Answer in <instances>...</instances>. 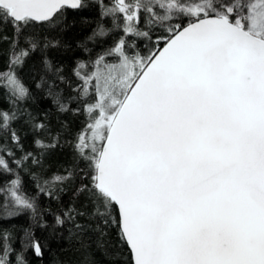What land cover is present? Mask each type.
Returning <instances> with one entry per match:
<instances>
[{
	"label": "snow or ice",
	"instance_id": "obj_1",
	"mask_svg": "<svg viewBox=\"0 0 264 264\" xmlns=\"http://www.w3.org/2000/svg\"><path fill=\"white\" fill-rule=\"evenodd\" d=\"M91 6L81 55L52 59L71 45L38 26ZM4 45L0 136L21 156L0 143V264L61 240L78 264L125 246L132 264H264V0H0ZM67 116L83 118L70 138ZM64 145L71 163L42 175Z\"/></svg>",
	"mask_w": 264,
	"mask_h": 264
},
{
	"label": "trees",
	"instance_id": "obj_2",
	"mask_svg": "<svg viewBox=\"0 0 264 264\" xmlns=\"http://www.w3.org/2000/svg\"><path fill=\"white\" fill-rule=\"evenodd\" d=\"M108 2V0H106ZM98 16V10L95 6H91L83 11H71L67 12V21L72 22L74 21V26L71 27L68 31L61 33L59 29L60 21H57L54 24L50 25H41L38 26L41 31L48 33L51 37L59 36L63 43L71 45L70 48L67 50L65 49H58L53 50L49 53L52 59L62 62L67 67H71L72 60L74 57L80 56L81 52L76 47L77 42L85 41L86 38L92 32V29L95 27V19ZM6 49L7 45L3 46V50H0V66L6 62ZM0 107L5 109L9 108L8 103L0 102ZM43 107V106H42ZM33 110H39L37 106L33 105ZM52 130L56 132L60 129V124L57 122V118L55 113H52ZM70 122V132L66 135L70 138L74 135L78 129L82 127L83 118L82 117H62ZM16 131L21 134L24 148L26 150H34L33 149V135L28 130L27 126L22 123H17L14 125ZM65 139V135H61V141L63 142ZM0 143H4L9 148H12L15 151V156L19 158L21 153L16 151L14 145H12L10 138L7 135L0 136ZM71 153L70 149L67 145H64L62 148L57 149L56 151L52 152L46 159V167L44 168L42 175H50L52 173H62L63 166L66 164L71 163ZM24 179L26 181V186L29 191L33 190L32 188V181L28 179V169L24 170ZM81 181L78 178L73 179L71 183L68 185L67 194L63 197L64 204L67 205L69 201L72 199V193L75 187ZM41 203L48 205L51 204L53 210H55L56 205L51 203L45 198L41 199ZM49 221H51V217H48ZM27 218H21L18 223L20 224H27ZM16 235H19V232L16 231ZM46 233H42L37 231V236H44ZM113 242H115V233L112 236ZM18 247V245H17ZM80 253L77 250L75 244L71 243L70 241L61 240L59 243L53 241L51 243V251L45 253V257L43 262L39 261L37 258L29 254V259L31 260V264H78L80 260ZM96 259L99 264H132L131 255L127 249V247H122L118 253V258L116 260L105 259L98 251L96 252Z\"/></svg>",
	"mask_w": 264,
	"mask_h": 264
}]
</instances>
